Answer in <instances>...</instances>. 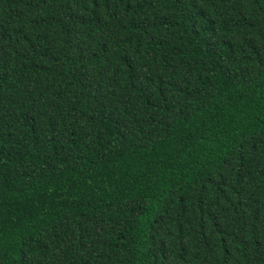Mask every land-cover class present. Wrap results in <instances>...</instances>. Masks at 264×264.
Masks as SVG:
<instances>
[{"label": "trees", "instance_id": "1", "mask_svg": "<svg viewBox=\"0 0 264 264\" xmlns=\"http://www.w3.org/2000/svg\"><path fill=\"white\" fill-rule=\"evenodd\" d=\"M0 264H264V0H0Z\"/></svg>", "mask_w": 264, "mask_h": 264}]
</instances>
